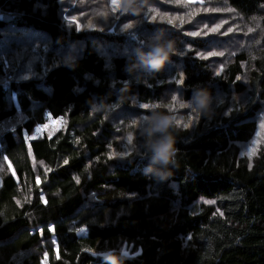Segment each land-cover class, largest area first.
<instances>
[{"label":"trees","instance_id":"obj_1","mask_svg":"<svg viewBox=\"0 0 264 264\" xmlns=\"http://www.w3.org/2000/svg\"><path fill=\"white\" fill-rule=\"evenodd\" d=\"M110 2L0 0V264H264V0ZM159 30L177 52L137 82ZM197 88L211 118L167 107ZM151 105L188 124L163 181L136 123Z\"/></svg>","mask_w":264,"mask_h":264},{"label":"clouds","instance_id":"obj_2","mask_svg":"<svg viewBox=\"0 0 264 264\" xmlns=\"http://www.w3.org/2000/svg\"><path fill=\"white\" fill-rule=\"evenodd\" d=\"M146 2V0H145ZM138 0H122V10L125 13L139 14L137 7ZM145 42H142L144 44ZM147 46L150 51L147 53L137 49L135 61L126 66L125 71L132 76L137 82L142 77L154 79L161 73L170 61L171 57L176 54L177 49L175 41L171 38L165 39L163 30H159L148 38ZM178 104H183L185 108L194 110L197 116L205 115L211 118L214 114V97L207 89L197 88L193 96L188 101L177 99ZM104 105H93L92 110L100 111ZM158 106L152 107L150 115L144 116L141 120L136 121L140 126L141 136L144 138L143 148L149 159L147 172L163 181L170 176L167 171L169 166H175V130L176 118L155 111ZM104 259L107 264H123L122 258L115 255H105Z\"/></svg>","mask_w":264,"mask_h":264},{"label":"snow or ice","instance_id":"obj_3","mask_svg":"<svg viewBox=\"0 0 264 264\" xmlns=\"http://www.w3.org/2000/svg\"><path fill=\"white\" fill-rule=\"evenodd\" d=\"M187 2H188V3H195L196 0H187ZM111 3H112L116 8H119L118 0H111ZM114 10H115V9H114ZM156 15L158 16L159 13H156ZM189 15H191V14H189ZM155 18H156V17L154 16L153 19H155ZM175 19H180L181 22H183V18H182V17H176ZM170 22H172V21L170 20ZM73 23H75V21H73ZM223 23H227V21H223L221 24H218V25H216V26H214V27L209 28V32H211V33L218 32V31L220 30V28L223 26ZM89 27H91V22L89 23ZM124 27H125L126 29H130V28H132V24H126ZM205 27L207 28L208 26L205 25ZM201 31H203V30H201ZM228 31H232V29H229ZM249 31H251V29H250ZM225 34H227V33H225ZM191 35H194V36H196V35H200V32H194V33H191ZM208 55H209V56H216V55H223V53H222V52H220V53H217V52H210ZM204 58H207V56H205ZM217 75H219V73H217ZM178 82H179V83H182V82H183L182 77L178 80ZM177 105H178L180 108H185V106H184L183 104H178V103H177V97H173V98H172V102H171V104H169L167 107H169V108L172 109V110H175ZM154 106H158V107H159V105H151V107H154ZM142 107H144V108H149L150 105H148V104H144V105H142ZM191 110H192V109H191ZM192 112H194V110H192ZM52 123H53V124H58V123H60V121L53 120ZM175 124H176V127H180V126L188 127V124H187V123H184L183 121H180V120H176V121H175ZM48 127H49V124L46 123V124L43 125V128H38V129H37V132H40V131L46 130ZM54 130H55V129H54ZM31 138H32V139H35V136H32ZM127 139H128V143H132L133 137H132L131 135H129V136L127 137ZM65 163H67V161H65ZM37 182L39 183V181H37ZM77 182H79V181H77ZM122 255L127 256V255H128V252L125 251V252L122 253ZM45 259H47V257H45Z\"/></svg>","mask_w":264,"mask_h":264},{"label":"rangeland","instance_id":"obj_4","mask_svg":"<svg viewBox=\"0 0 264 264\" xmlns=\"http://www.w3.org/2000/svg\"><path fill=\"white\" fill-rule=\"evenodd\" d=\"M185 1H187V0H185ZM200 1L201 0H196V2L195 3H200ZM111 3V2H110ZM0 56L1 57H3L4 55L2 54V52H1V54H0ZM15 73H18V71H16ZM17 75V74H16ZM48 118H51V117H47V120H48ZM51 122L53 121V120H50ZM57 121H59V120H57ZM47 124H50V122H47ZM59 126H60V123L57 125V126H52V125H49V127L46 129V130H43V131H40V132H36L33 136H35V138H38L39 136H43L44 135V133L45 134H47L48 136H52L57 130H59L60 128H62L61 126H60V128H59ZM40 128H43V126L42 127H40ZM55 129V130H54ZM57 129V130H56Z\"/></svg>","mask_w":264,"mask_h":264}]
</instances>
